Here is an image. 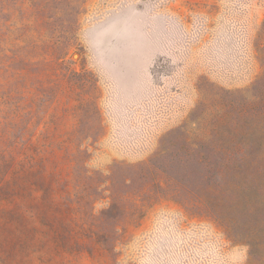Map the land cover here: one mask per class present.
Returning <instances> with one entry per match:
<instances>
[{
    "label": "rangeland",
    "instance_id": "1",
    "mask_svg": "<svg viewBox=\"0 0 264 264\" xmlns=\"http://www.w3.org/2000/svg\"><path fill=\"white\" fill-rule=\"evenodd\" d=\"M263 51L264 0H0V154L44 185L0 200V264H250L242 226L113 182L163 148L263 142L249 88ZM78 175L99 182L104 218L65 210ZM15 203L19 224L3 216Z\"/></svg>",
    "mask_w": 264,
    "mask_h": 264
},
{
    "label": "trees",
    "instance_id": "2",
    "mask_svg": "<svg viewBox=\"0 0 264 264\" xmlns=\"http://www.w3.org/2000/svg\"><path fill=\"white\" fill-rule=\"evenodd\" d=\"M249 88L254 100L251 129L258 128L264 132V72ZM237 132H240V127ZM8 150L7 145L6 153L0 154V200L12 203L18 195L27 191L29 185L34 184L41 189L44 187L43 171L35 169V164L27 166L24 158L18 161L15 155L12 153L9 155ZM212 151L211 157L216 158L210 157L209 153ZM41 163L44 164L43 159ZM176 163L183 173L186 172V180L180 179L183 177L182 173H178L175 178L170 175L171 166L177 168ZM211 164L216 167L215 182L210 178ZM162 165L165 166L162 168ZM120 168L124 179L122 181L115 179L113 185L117 187H132L137 191L154 192L157 198H170L189 210H198L200 214L217 218L227 229L234 225L242 226L243 230H235L231 235L235 238L239 237L237 240L249 247L250 264L262 263L264 259V141L246 143L235 140L230 145L220 141L208 144L206 148L195 142L184 145V151L178 158L166 155L163 148L155 154V158L152 157L133 166L122 164ZM75 177L77 194L75 199L68 196L65 210L71 212V205L74 202L78 205L76 210L82 217L91 216L94 220L104 218L107 209H103L100 214L92 211L96 198L91 191L93 187L99 188V182L91 181L92 176L89 175ZM190 179L197 180L199 184L197 189L187 187L189 183L187 180ZM151 185H157L159 188L153 191ZM123 215L124 217L130 215L126 206ZM3 216L9 223L19 224L25 219L20 206L16 203L10 209H5Z\"/></svg>",
    "mask_w": 264,
    "mask_h": 264
}]
</instances>
